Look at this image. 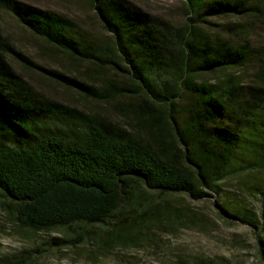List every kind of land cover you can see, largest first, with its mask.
<instances>
[{
  "label": "trees",
  "instance_id": "16d2710c",
  "mask_svg": "<svg viewBox=\"0 0 264 264\" xmlns=\"http://www.w3.org/2000/svg\"><path fill=\"white\" fill-rule=\"evenodd\" d=\"M87 1L106 40L60 12L0 0V11L84 68L43 66L0 23L1 210L25 230H71L74 246L108 253L195 227L182 198L206 200L227 179L261 175L254 187L264 205V0H176L183 22L130 0ZM24 71L100 111L47 93ZM220 209L258 231L264 264V208Z\"/></svg>",
  "mask_w": 264,
  "mask_h": 264
},
{
  "label": "rangeland",
  "instance_id": "374dc122",
  "mask_svg": "<svg viewBox=\"0 0 264 264\" xmlns=\"http://www.w3.org/2000/svg\"><path fill=\"white\" fill-rule=\"evenodd\" d=\"M23 1L74 18L80 27L87 31L86 34L95 40L107 39L106 32L95 16V10L87 0ZM130 1L153 14L173 21H184L181 3L176 0ZM0 23L4 33L9 34L21 50L43 66L59 68L66 72L84 69L83 65L69 59L66 55L45 47L40 39L32 36L7 12L0 11ZM257 38L264 43V27L259 31ZM24 74L33 84L59 99L84 105L96 111L101 109L38 73L24 71ZM110 114L120 117L111 110ZM260 176L227 179L222 182V190L219 194L211 193V197L203 201L193 202L188 198H182L181 204L177 203L191 212L197 221L195 227L185 228L177 233L157 234L152 242L141 248H120L108 253H101L98 247L89 243L74 246L76 235L71 230L42 233L25 230L0 208L1 263L19 258L28 259L29 264H162L173 259L193 262L198 258H225L232 264H262L257 248L258 231L240 222L227 220V216L223 215L220 209L226 203L234 206L244 205L260 214L264 205L254 187L260 180ZM52 238L68 242L62 248H56L55 245L50 246Z\"/></svg>",
  "mask_w": 264,
  "mask_h": 264
}]
</instances>
